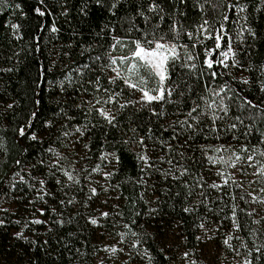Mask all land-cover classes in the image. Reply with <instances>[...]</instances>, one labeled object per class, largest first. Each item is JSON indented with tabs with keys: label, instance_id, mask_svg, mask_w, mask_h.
Wrapping results in <instances>:
<instances>
[{
	"label": "snow or ice",
	"instance_id": "1",
	"mask_svg": "<svg viewBox=\"0 0 264 264\" xmlns=\"http://www.w3.org/2000/svg\"><path fill=\"white\" fill-rule=\"evenodd\" d=\"M4 12L16 42L35 14L41 55L51 34L28 102L0 88V234L27 264H201L213 241L215 264H264V0H0ZM157 221L175 227L154 249Z\"/></svg>",
	"mask_w": 264,
	"mask_h": 264
},
{
	"label": "trees",
	"instance_id": "2",
	"mask_svg": "<svg viewBox=\"0 0 264 264\" xmlns=\"http://www.w3.org/2000/svg\"><path fill=\"white\" fill-rule=\"evenodd\" d=\"M17 2H21L26 11H28L30 7L35 4V0H17ZM9 15L10 14L8 12L0 14V67L12 66V63L15 61L9 63L6 60V56L11 55L13 51H19L21 48L31 50L34 46L31 37L36 31V24L38 22L35 18V14L30 13L29 21L25 24L23 29L26 33L25 39L20 42L13 40L11 37V30L6 27ZM13 22L18 21L13 20ZM75 22L76 21L74 20V23ZM256 22L264 28V16H259ZM103 23V15L96 13V15L91 18L90 24L86 23L81 27H83L84 31L87 33L88 27H96L97 24ZM50 35L51 34L48 32L41 34L42 39L40 43L43 49V55L35 52L34 50L25 51L21 53V62L18 65L19 71H14L12 73H0V88H7L8 93L17 96V98L21 101V104H26L30 98L31 93L28 91L29 85L31 80L35 78L39 64L42 61L47 63L45 57L48 55L49 48L51 47V45L47 43ZM62 39L65 42L67 41V32H64ZM9 40H13V42L10 44ZM53 43L58 42L53 41ZM257 51L264 52V45L257 44ZM45 103H47V93H45ZM129 171H131V168H129ZM173 227H175L174 223L167 224L159 221L153 222L150 230L154 235L159 233V238L153 245L154 249H159V247L167 244L171 240L169 235H172L171 229ZM22 243L23 242L15 241L8 234H0V264H27L28 255L21 247ZM192 244H196L194 239H192ZM53 259L54 257L44 256L42 253L40 264H53Z\"/></svg>",
	"mask_w": 264,
	"mask_h": 264
},
{
	"label": "rangeland",
	"instance_id": "3",
	"mask_svg": "<svg viewBox=\"0 0 264 264\" xmlns=\"http://www.w3.org/2000/svg\"><path fill=\"white\" fill-rule=\"evenodd\" d=\"M169 237L172 239V235ZM200 247L203 248V253L200 255L201 264H215V254L221 250L220 242L213 241L206 245H200Z\"/></svg>",
	"mask_w": 264,
	"mask_h": 264
}]
</instances>
